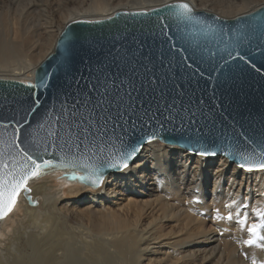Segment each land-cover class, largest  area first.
<instances>
[{"label": "water", "instance_id": "1", "mask_svg": "<svg viewBox=\"0 0 264 264\" xmlns=\"http://www.w3.org/2000/svg\"><path fill=\"white\" fill-rule=\"evenodd\" d=\"M181 2L188 3L71 19L32 79L0 76V169L31 171V156L39 175L60 171L61 178L93 188L101 182L93 168H102L103 177L120 169L107 165L121 163V154L135 148L130 163L153 140L215 152L207 156L223 155L238 167L259 162L264 4L233 17L190 6L193 18L185 20L168 7ZM102 99L108 111H93ZM98 113L111 119L105 124ZM80 119L94 121L100 132L69 137L67 122ZM20 191L26 194L27 186Z\"/></svg>", "mask_w": 264, "mask_h": 264}, {"label": "bare ground", "instance_id": "2", "mask_svg": "<svg viewBox=\"0 0 264 264\" xmlns=\"http://www.w3.org/2000/svg\"><path fill=\"white\" fill-rule=\"evenodd\" d=\"M169 1L174 0H157V3L151 5ZM187 1L194 10L206 12L215 10L211 6L216 3H208V0ZM259 2L262 3L261 0L257 1ZM248 3L249 1L246 2L247 5ZM240 4L222 5L219 6L220 10L215 11L224 15L222 17L226 15L233 17L247 11L244 10L246 4L241 2ZM118 5H115L116 8L110 6L106 0H94L89 11L99 14L94 18H102L119 9L149 8L143 7L144 5H122V7ZM83 14H76V17L72 16L66 21H61L64 22L62 26L51 34L48 33L47 47L38 49L33 54L25 53L26 41L14 47L9 44L0 45V71L14 72L13 74L16 75L29 71V78L32 79L35 67L51 51L53 42L65 23L79 17L91 18L90 15ZM0 76L6 75L0 73ZM228 160L227 157L220 155L193 154L173 144L163 147L153 140L141 147L128 168L107 172L95 192L73 198L74 201L71 202L60 199L65 186L57 184V188L54 189L53 185H48L53 181L76 184L75 181L61 178L58 175L60 171H47L43 175L31 177L26 184L27 200L21 195L23 191H20L11 211L0 218V264H161L164 261L167 264H178L179 260L185 263L197 260L207 262L214 254L207 256L205 248L200 244L214 240L213 237L185 241L186 236H192L191 232L180 235L182 237L178 240L164 241L159 237L165 238L167 234L162 232L166 228L165 225L171 224L169 226L173 228L172 223L178 221L181 212L186 208L185 212L193 209L195 206L193 203L197 200L202 204L200 209L205 210L206 197L215 201L214 215L221 219L225 218L223 222L226 224L232 222L238 204H250L248 208L252 209L253 216L256 215L258 220L256 227L262 223L260 220L264 213V170H242ZM210 184L211 191L208 188ZM180 185L185 190H181ZM72 187L79 188L75 185ZM175 191L176 194L190 197L188 201L181 202L180 207H175L176 204L173 205L168 200ZM192 199H194L193 203ZM36 200H39L40 205L35 207H42L41 211H43L40 212L42 214L40 217L36 216L37 208L29 207L26 203L30 201L35 204ZM226 201L229 203L222 207ZM73 202L77 205H73ZM152 202L158 205L155 209L161 211V214L159 212L154 215L153 210L152 213L148 211L150 220L146 222L142 218V213L145 212V206ZM19 214H22L19 217L29 219L28 229H22L19 225L20 219L16 218ZM227 229L226 227V232ZM195 233L208 236L209 232L201 231L200 228ZM251 234L256 235L252 232ZM4 236H10L7 242H3Z\"/></svg>", "mask_w": 264, "mask_h": 264}, {"label": "rangeland", "instance_id": "3", "mask_svg": "<svg viewBox=\"0 0 264 264\" xmlns=\"http://www.w3.org/2000/svg\"><path fill=\"white\" fill-rule=\"evenodd\" d=\"M93 1L94 0H0V45L9 44V45H12L14 47V46H18V44L20 42L26 41L25 53H27V54L28 53L33 54L38 49L46 48L48 45L49 34L54 32L55 29L58 28L59 26L63 25L64 22H61V21H63V20L66 21L67 18H69V17H72V16L76 17V14H83V13H84L83 15H90L91 18L98 17L99 16L98 13L93 12L94 13L93 14L91 11H89V7L93 3ZM142 1H139V0H106V2L109 3V5L112 7L115 5L117 6L118 3H119L118 6H121V7H122V5L123 6L124 5H133V6H135V5L143 6L144 5L143 7H150L153 4L157 3L156 2L157 0H154V2H153V0H148V1L142 0ZM185 1H187V0H185ZM248 1H249V3L247 5L246 2H248ZM257 1H260V0H256V1L253 0V2H252V0H208V3H213V4L216 3L215 5L212 4L213 6H211V7L215 10H220L219 6L221 7L222 5L223 6L241 5L240 4V2H241L242 4L245 3L246 4L245 6H247L244 8V10L250 11V10H253L254 8L262 5L264 0H261L262 3L261 2L257 3ZM255 2H256V4H255ZM215 10L211 11V12H214L217 15H220ZM64 15H65V17H64ZM220 16H224V15H220ZM225 17H229V16L226 15ZM47 35H48V37H47ZM54 42H55V40H54ZM54 42H53V44H54ZM12 50H14V49H12ZM0 73H5V75H6L5 77H7V78H13L14 77L15 79H19V80H30V78H29L30 72L29 71H23V72L17 74L18 77L16 74H13L14 72L11 73V72H7V71H0ZM8 74L12 77L8 76ZM33 76H34V74H33ZM156 141L158 142V144L160 146H163V147H167L169 145V144L163 143L159 140H156ZM193 154H195V153H193ZM197 155H199V154H197ZM220 156H223V155H220ZM229 163L235 164L234 162H231V161H229ZM238 168L243 170V168H241V167H238ZM120 169H122V168H120ZM120 169H117V170H120ZM244 170H246V169H244ZM252 171H256V170H252ZM260 171H262V170H260ZM45 177H47V176H45ZM103 180H104V177H103L101 183L103 182ZM57 184H60L61 186L62 185L65 186V191H64V193H62L60 195V199H62L61 201H66V202L74 201V200H72L73 198L80 197L83 194H86V193L90 194L91 192H95L100 185L99 184L98 187L96 186L97 188L96 187L92 188L90 186L81 185L79 183L68 184V183H64V182L60 183V181H53V182L48 183V185H53L54 189L57 188ZM71 184L73 186L75 185L79 188L75 189V187H72ZM245 184H244V186H245ZM250 184H252V183H250ZM181 186L182 185L179 186L181 188V190H185V189H182ZM70 188L73 190H71ZM208 188L211 191L212 185L210 184ZM46 191H49V190H46ZM176 193H177V191H175L171 197H168V200L171 204L172 203H173V205L176 204V205H174L175 207H180L181 206L180 204H182L185 201H188L190 198L188 195H187L188 196L187 197L185 195H182L179 193L176 194ZM26 194H27V192H26ZM26 194L24 192H22V194H21L25 198V200H27L26 196H25ZM242 194H243V192H242ZM162 197H164V196H162ZM182 197H184V199H182ZM173 198H174V200H173ZM193 200L194 199H192V201H191L192 203H193ZM211 200L212 199L208 198V197H206L204 199V201H205L204 204L206 207L205 210H203L204 208L200 209V208H202L200 206L202 204L199 203V200H197L195 203H193L195 205V206H193V209H190V210L185 212V210H187V208H186V209H184V212H181V215L183 214L182 215L183 217L180 215L181 217L180 216L178 217V221L172 223V225L174 226L173 228H170L171 224H166L165 230H162V232L166 233L167 235L165 236V238L163 236H160L159 239L162 238L164 241L178 240L179 237L180 238L182 237L180 235H184V233L190 234V232H191L192 236L191 237L186 236L185 241H190L191 239L192 240H201L204 238L207 239V237L208 238H210V237L214 238V240L207 241L206 243L202 242L200 244L205 248V251L207 252V254H206L207 256L214 254L213 255L214 257L212 256V259H210L207 262L197 260L196 261L197 263L195 261H193V262L187 261L185 263V261L183 262L182 260H179V261H177L178 264H182V263H184V264H225V263L226 264H242L243 263L244 264V262H245V264H264V258H263L264 257V245H263L264 244V213H263V216L261 217V220H260V222H262V223L261 224L259 223L260 225L257 227V231L255 233L256 235L252 236L251 232H249L248 229L253 226V222H254V225L255 224L257 225L258 220L256 219V215L253 216V213L251 211L252 209L248 208L250 204H248V205L238 204L236 209H235V213L233 214V216H235V217H233L232 222H228L226 224L225 222H223L225 218L223 219V217H222V219H223L222 220L217 215H214V210L216 209L215 208L216 204H215L214 200L213 201H211ZM26 203L29 207H32V208H37L38 206L35 207V205H40L39 200L38 201L36 200L35 204H33L30 201L29 202L26 201ZM152 203L145 206V210H144L145 212L144 213L141 212L143 216L140 213V215L142 216V218L146 222L150 220V217L147 214L149 212H151V210H153L152 212H154V215L159 214V212L161 214V211H157V209H155V208H157L158 205L157 204L155 205V202H152ZM228 203L229 202L226 201L223 203V205L222 204L221 205H222V207L224 205L227 206ZM73 205L76 206L77 203L73 202ZM213 205H214V207H213ZM221 205H219V206H221ZM41 210H42V207L37 208V212H36L37 217H40L42 215L40 212L43 213V211H41ZM37 213H39V214H37ZM240 214L242 215V217H240L241 216ZM20 215H22V214H19L18 217H16V218L20 219L19 225L22 227V229H28L30 226L29 219L28 218L24 219V218H22V216L19 217ZM147 217H148V220H147ZM247 221H248V223H247ZM249 222H252V223H249ZM247 224H249L248 225L249 227L247 226ZM226 227L228 228L227 229L228 233L225 231ZM200 228H201V231L207 230V232H209L207 234L208 236H201L200 234H198L199 232L196 234L195 232L197 230H199ZM182 232H183V234H182ZM192 233H194L196 237ZM216 233H217V236H216ZM212 235H215V236H212ZM2 238H4L3 242H7L8 239L10 238V236H4ZM248 240H253L254 243L253 244L246 243V241H248ZM200 245H199V247H200ZM209 252H211V253H209ZM253 255H254V257H253ZM218 260H219V262H218ZM235 262H237V263H235ZM161 264H167V262L164 261Z\"/></svg>", "mask_w": 264, "mask_h": 264}, {"label": "snow or ice", "instance_id": "4", "mask_svg": "<svg viewBox=\"0 0 264 264\" xmlns=\"http://www.w3.org/2000/svg\"><path fill=\"white\" fill-rule=\"evenodd\" d=\"M170 8L175 9L174 15L177 18L185 19V20H191L192 17V8L190 5L186 2H181L177 5H170L168 6ZM229 56H231V53H229ZM239 56V54H237ZM255 67V65H252ZM104 100L102 99L99 101L93 111H96V109L100 110V113L107 112L108 109L104 107ZM99 119H103L105 124H107L108 120L111 119V117H104L97 114ZM73 117H75V114H73ZM87 125V126H85ZM19 131V129H17ZM67 134L69 137L75 136L77 140H80L81 138L87 139L89 136L94 137L97 132H100V128L96 127V124L92 120H85L80 119L78 122H74L73 120H70L67 122ZM106 131V129H105ZM55 135H59L58 133H54ZM103 134V133H101ZM150 140L153 139V137L149 138ZM262 145H264V142H261ZM76 147H79L77 144ZM136 153V149L133 148L132 151L126 152L121 154L120 161L121 163L118 164H108L107 167L111 168H128L129 167V159L133 157ZM201 156H207L209 154L215 155V152L209 153L207 150L200 151L198 153ZM27 156V153H25ZM228 155H232V153H228ZM260 160L256 163L251 164H240L241 168H246L248 171H252L254 169L264 170V148L258 153ZM28 160L31 161V163L34 165V168L31 169V171H24L20 175H13L11 173H6L2 169H0V215H6L8 211H11L12 206L16 202V196L17 193L22 189L26 187L27 181L30 177H34L39 175V170L41 168V165L37 163L35 159H33L31 156L27 157ZM241 159L247 160L248 158L245 156H242ZM51 161H44V165L47 166L51 164ZM4 168L7 167V165L3 166ZM102 168L96 167L92 169V176H95L97 180H102ZM9 177H11L9 179ZM91 178V177H88ZM81 179H86L85 177H81ZM230 218V217H229ZM249 232L256 233L257 227L253 225L250 227ZM248 244H253V240L246 241Z\"/></svg>", "mask_w": 264, "mask_h": 264}]
</instances>
